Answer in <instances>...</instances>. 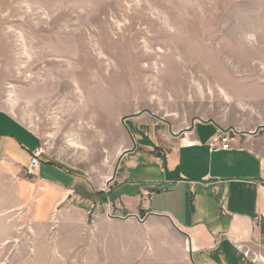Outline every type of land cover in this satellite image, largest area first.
<instances>
[{"label": "rangeland", "instance_id": "1", "mask_svg": "<svg viewBox=\"0 0 264 264\" xmlns=\"http://www.w3.org/2000/svg\"><path fill=\"white\" fill-rule=\"evenodd\" d=\"M263 95L264 0H0V108L95 192L115 175L124 117L249 128L264 120ZM31 219L7 239L0 224V264H126L101 238L86 257L69 252L74 237L45 245Z\"/></svg>", "mask_w": 264, "mask_h": 264}, {"label": "crops", "instance_id": "2", "mask_svg": "<svg viewBox=\"0 0 264 264\" xmlns=\"http://www.w3.org/2000/svg\"><path fill=\"white\" fill-rule=\"evenodd\" d=\"M261 102L264 115V95ZM125 118L131 129L115 175L95 192L84 173L47 154L35 131L0 108L4 239L32 217L44 225L45 245L53 234L74 237L69 252L85 257L101 238V248L126 264L141 252L154 264H264V120L245 128L200 118L178 129L142 112L124 117L126 126ZM225 131L229 149L209 145ZM38 146L40 165L28 176Z\"/></svg>", "mask_w": 264, "mask_h": 264}, {"label": "built area", "instance_id": "3", "mask_svg": "<svg viewBox=\"0 0 264 264\" xmlns=\"http://www.w3.org/2000/svg\"><path fill=\"white\" fill-rule=\"evenodd\" d=\"M231 135L229 132L225 131L220 133L216 138H213L210 142V146H214L215 143H219L220 148L229 149L230 148ZM42 147L38 146L34 148L30 153L29 164L25 168V174L28 176H34L39 165H40V155L42 153Z\"/></svg>", "mask_w": 264, "mask_h": 264}, {"label": "bare ground", "instance_id": "4", "mask_svg": "<svg viewBox=\"0 0 264 264\" xmlns=\"http://www.w3.org/2000/svg\"><path fill=\"white\" fill-rule=\"evenodd\" d=\"M74 95V94H73ZM72 97V96H71ZM75 98V97H74Z\"/></svg>", "mask_w": 264, "mask_h": 264}]
</instances>
